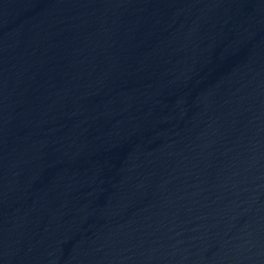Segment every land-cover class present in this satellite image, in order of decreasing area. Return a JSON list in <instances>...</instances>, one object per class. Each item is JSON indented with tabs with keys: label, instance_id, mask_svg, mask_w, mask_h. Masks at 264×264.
Instances as JSON below:
<instances>
[{
	"label": "water",
	"instance_id": "95a60500",
	"mask_svg": "<svg viewBox=\"0 0 264 264\" xmlns=\"http://www.w3.org/2000/svg\"><path fill=\"white\" fill-rule=\"evenodd\" d=\"M0 264H264V0H0Z\"/></svg>",
	"mask_w": 264,
	"mask_h": 264
}]
</instances>
